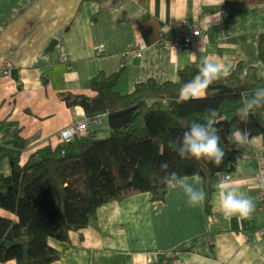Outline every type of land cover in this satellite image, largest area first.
<instances>
[{
	"label": "crops",
	"instance_id": "obj_1",
	"mask_svg": "<svg viewBox=\"0 0 264 264\" xmlns=\"http://www.w3.org/2000/svg\"><path fill=\"white\" fill-rule=\"evenodd\" d=\"M205 15L209 25L191 47L171 44L178 33L166 28L169 22L178 27ZM263 31L264 3L226 8L225 0H0V68L10 62L8 77L0 72V138L25 139L24 158L62 143L61 131L92 115L68 106L61 93L94 95L99 73H118L116 89L124 94L149 79L176 81L180 69L199 66L205 57L219 59L229 73L239 62L262 72ZM101 116L89 130L98 127L106 135L107 116ZM251 145L233 171L215 176L208 203L192 207L181 189L168 186L159 200L142 192L105 203L87 227L69 232V242L48 239L59 253L51 264H264V214L255 187L264 174L261 138ZM10 171L5 158L0 172ZM221 176H231L254 199L250 218L225 220L219 213ZM183 177L192 182V175ZM197 186L204 190L201 177Z\"/></svg>",
	"mask_w": 264,
	"mask_h": 264
},
{
	"label": "trees",
	"instance_id": "obj_2",
	"mask_svg": "<svg viewBox=\"0 0 264 264\" xmlns=\"http://www.w3.org/2000/svg\"><path fill=\"white\" fill-rule=\"evenodd\" d=\"M238 3L264 0H225V7ZM258 56L264 66V31L258 37ZM197 72L198 66H187L179 70L176 81L149 79L124 94L116 89L118 73H99L92 82L94 95L61 93L68 106H81L90 115L106 114V135L93 127L71 141L39 148L27 158L25 139L15 136L14 143L5 144L3 137L0 163L8 158L11 171L0 172V210L8 214L0 213V263L51 264L59 253L49 238L69 242V232L87 227L105 203L142 192L162 199L168 171L182 177L198 172L208 203L215 176L233 171L252 146L228 139L234 128L249 130L251 139L260 137L264 155V109L254 110L247 122L240 121L236 111L242 92L251 94L264 87V70L239 62L209 87L204 98L177 104L179 89ZM209 108L218 109L222 117L217 125L225 152L222 164L181 160L168 141L181 136L193 120L203 121ZM163 162L169 164L168 170H161Z\"/></svg>",
	"mask_w": 264,
	"mask_h": 264
},
{
	"label": "clouds",
	"instance_id": "obj_3",
	"mask_svg": "<svg viewBox=\"0 0 264 264\" xmlns=\"http://www.w3.org/2000/svg\"><path fill=\"white\" fill-rule=\"evenodd\" d=\"M133 27H136L133 25ZM195 58V54H192ZM229 75V67L222 61L212 57H205L198 66L197 74L183 84L175 98L177 104L186 103L190 100H199L207 95L209 87L216 81ZM241 104L237 108V116L240 121L247 122L250 114L256 109H264V87H257L251 94L242 92ZM221 114L216 108H209L203 121L193 120L181 136L168 141L171 151L177 153L181 160L194 159L214 163L216 166L222 164L225 157L224 149L221 147L219 121ZM239 146H246L251 143L249 130L234 128L228 136ZM162 171L169 169V164L163 162L160 165ZM199 173H193L191 181L182 177L176 171H168L163 177L164 182L170 189L179 188L187 197L192 207L205 203L208 193L199 188ZM255 187L264 191V174L257 178ZM217 210L225 220L233 217L248 219L255 210V201L251 196L246 195L240 188L235 186L231 176H221L216 193Z\"/></svg>",
	"mask_w": 264,
	"mask_h": 264
},
{
	"label": "built area",
	"instance_id": "obj_4",
	"mask_svg": "<svg viewBox=\"0 0 264 264\" xmlns=\"http://www.w3.org/2000/svg\"><path fill=\"white\" fill-rule=\"evenodd\" d=\"M209 16L205 15L198 20H188L183 19L181 20L180 26H176L173 21L169 22L166 26L169 30H176L177 31V37L171 42L172 45L178 47V48H189L192 45L193 39L196 36H199L204 30L207 29L209 25ZM164 37L161 36L158 43H163ZM131 52H136V48H132L130 50ZM129 51V52H130ZM61 62L66 61V59H60ZM124 66V63L121 65V67ZM9 68H10V62L8 60H4L3 64L1 65L0 72L3 76L8 77L9 74ZM95 117H89L82 119L81 121H75L73 125H71L68 129L61 132L60 135L62 136L63 140L65 142L71 141L74 139L77 135H84L88 128L90 123L97 124L100 120L101 115H94ZM0 143H2V140L0 138ZM224 175V173H222ZM259 202H260V209L262 210V213L264 214V191L260 190L259 192Z\"/></svg>",
	"mask_w": 264,
	"mask_h": 264
},
{
	"label": "rangeland",
	"instance_id": "obj_5",
	"mask_svg": "<svg viewBox=\"0 0 264 264\" xmlns=\"http://www.w3.org/2000/svg\"><path fill=\"white\" fill-rule=\"evenodd\" d=\"M159 43H161V42H159ZM173 46H174V45H173ZM175 47H176V46H175ZM177 48H178V47H177ZM184 49H187V48H184ZM122 64H123V63H121V65H122ZM89 117L94 118L95 116L92 115V116H89ZM89 117H87V118H89ZM102 117H103V116H100V119H99L100 121H101ZM78 121H81V120H78ZM100 121H99V122H100ZM91 125H92V124L90 123L89 126H91ZM88 130H89V128H88ZM88 130H87V131H88ZM64 131H65V130H64ZM61 132H63V131H61ZM61 132H60V133H61ZM60 133H59V136H60L61 140H62L63 142H65V140H63V138H62V136L60 135ZM75 137H76V136H75ZM75 137H74V138H75Z\"/></svg>",
	"mask_w": 264,
	"mask_h": 264
},
{
	"label": "water",
	"instance_id": "obj_6",
	"mask_svg": "<svg viewBox=\"0 0 264 264\" xmlns=\"http://www.w3.org/2000/svg\"><path fill=\"white\" fill-rule=\"evenodd\" d=\"M4 143L5 144H12V143H14V139H8Z\"/></svg>",
	"mask_w": 264,
	"mask_h": 264
}]
</instances>
